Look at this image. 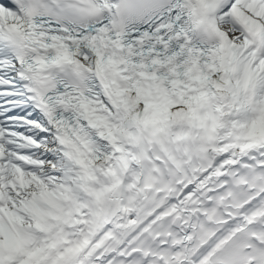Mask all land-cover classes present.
Instances as JSON below:
<instances>
[{
	"label": "snow or ice",
	"instance_id": "obj_1",
	"mask_svg": "<svg viewBox=\"0 0 264 264\" xmlns=\"http://www.w3.org/2000/svg\"><path fill=\"white\" fill-rule=\"evenodd\" d=\"M0 264H264V0H0Z\"/></svg>",
	"mask_w": 264,
	"mask_h": 264
}]
</instances>
